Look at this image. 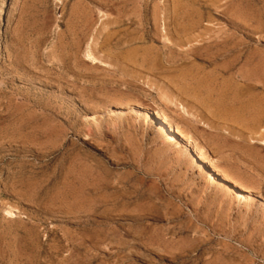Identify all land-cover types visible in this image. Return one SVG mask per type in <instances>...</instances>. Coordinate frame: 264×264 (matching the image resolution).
Returning a JSON list of instances; mask_svg holds the SVG:
<instances>
[{"label":"rangeland","instance_id":"374dc122","mask_svg":"<svg viewBox=\"0 0 264 264\" xmlns=\"http://www.w3.org/2000/svg\"><path fill=\"white\" fill-rule=\"evenodd\" d=\"M263 138L264 0H0V264H264Z\"/></svg>","mask_w":264,"mask_h":264},{"label":"bare ground","instance_id":"6f19581e","mask_svg":"<svg viewBox=\"0 0 264 264\" xmlns=\"http://www.w3.org/2000/svg\"><path fill=\"white\" fill-rule=\"evenodd\" d=\"M92 55H93V53L92 54L91 53H88L87 54L88 59L90 57V58H92V60L93 59L96 60V57H94ZM182 109L184 110V107H182ZM143 115L146 118H152L153 117L154 119H156V126H157L158 130L160 132L166 133V135H167V137H168L169 140L174 141V142L175 141L180 142V141H182L185 138V136L183 135L182 131L180 132L179 129H177L176 127L170 125L167 122V120L163 116H161L160 114H157V113H155V112H153V111H151L149 109H146L144 111V114ZM259 141H260L259 142L260 144L264 145V138L261 139V140H259ZM191 142L193 143V145L191 146V148H189L187 146L188 144L185 145L184 147H186L189 150V152L191 150L194 153V155L196 156V159H198V161L202 162L203 164L206 165V167H208V170L210 171V176L213 179L217 178L219 181L225 183L227 186L232 187L233 189H235L237 191V194H238L239 198L241 200L247 201L248 198H249V196L246 194L245 187L242 186L237 181L233 180L231 177L227 176L226 173L224 174L222 171H220L218 168H216L210 162L208 156L205 153V150L203 148L199 147L194 141L191 140ZM179 144H182V142H180Z\"/></svg>","mask_w":264,"mask_h":264}]
</instances>
